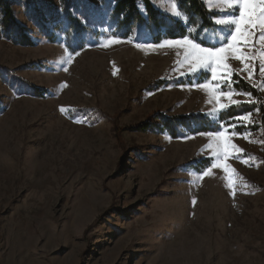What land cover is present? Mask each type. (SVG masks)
Returning a JSON list of instances; mask_svg holds the SVG:
<instances>
[{"label":"rangeland","instance_id":"rangeland-1","mask_svg":"<svg viewBox=\"0 0 264 264\" xmlns=\"http://www.w3.org/2000/svg\"><path fill=\"white\" fill-rule=\"evenodd\" d=\"M10 2L33 43L15 41L0 5V264H264V125L254 106L240 114L254 125L236 131L249 139L232 134L250 164L224 161L233 176L212 160L202 176L194 165L213 153L207 132L130 126L212 113L215 100L198 87L214 83L210 70L182 76L183 49L159 43L103 46L111 0ZM68 20L86 31L74 39ZM259 49H245L256 57L251 78L228 63L264 101Z\"/></svg>","mask_w":264,"mask_h":264},{"label":"snow or ice","instance_id":"snow-or-ice-1","mask_svg":"<svg viewBox=\"0 0 264 264\" xmlns=\"http://www.w3.org/2000/svg\"><path fill=\"white\" fill-rule=\"evenodd\" d=\"M152 2V0H149ZM103 4V0H101ZM116 0H111V4L115 5ZM202 4H206L208 15L212 17V23L219 29L222 35L209 37L208 30H204L203 37L199 35L202 25L191 27L192 17L179 8L180 0H158L157 7H161L162 11L167 16L172 17L183 23L186 34L183 36H176L173 38H164L157 46H168L183 49V62H187L190 71L182 73V76L195 75L201 69H208L211 72L212 81L214 83H201L198 87L203 88L212 99L215 100L216 107L212 113H206V116L213 117V123L221 114H225L230 108L239 109L245 103L254 104L255 101L249 99L248 101H238L231 99L234 94H243L251 97V92L236 93L234 85L238 80H233V69L230 68L228 61L236 59L241 62L244 69L248 72L249 78L254 75V68L252 61L256 57L246 52L247 48H254L257 43L260 45L259 49V72L261 83L264 84V0H201ZM137 7L141 14L147 19L146 6L143 0H137ZM75 15V13H73ZM124 13L120 14V19H124ZM82 24L85 27H93L89 25L87 17L82 18ZM111 35L103 41V46L107 47L114 43L122 42L119 33L115 29L108 30ZM162 36H167V32L158 33ZM209 46H203V45ZM218 45V46H217ZM76 55H79L77 52ZM72 51H68L66 55L67 64L73 62ZM64 71H68L65 67ZM168 77H162L167 79ZM244 77L241 76V79ZM179 79V77H175ZM227 86V91L221 89ZM223 97H229V103H221ZM61 112H67L68 109L61 107ZM192 115V114H188ZM264 119V118H262ZM233 120L235 123H233ZM255 121L251 118V113L247 115H240L237 117H230L223 123L217 124V128L224 127L225 124L230 127L226 131H209L207 133H199L211 138L212 143L208 147L213 148L211 157H205L211 163L215 160L216 163L212 167H219L226 172L231 171L235 176V169L231 165L224 162L229 158L240 160L241 163L250 164L249 159H243L246 155L243 149L232 143L233 135H240L245 139H249V133H236L239 127L250 128ZM170 138V137H166ZM181 139L187 138L185 135ZM223 157V160L221 159ZM211 174V168L205 166L202 170V176ZM235 180L229 178V188H233ZM234 194V193H233ZM195 203V200L193 201Z\"/></svg>","mask_w":264,"mask_h":264},{"label":"trees","instance_id":"trees-1","mask_svg":"<svg viewBox=\"0 0 264 264\" xmlns=\"http://www.w3.org/2000/svg\"><path fill=\"white\" fill-rule=\"evenodd\" d=\"M10 3V0H0L3 12V23L10 25L12 27L11 29H14L16 36L13 38L15 41L20 44L30 45L33 43V40L26 35L22 26L19 23H16ZM143 3L146 6L147 19L138 9L137 0H116L115 5H112V9L110 11L112 21L111 28L115 29L119 33L120 38H131L135 42L158 44L164 38H173L186 34L187 30L181 21L167 16L165 13L155 8L149 0H143ZM179 8L192 17L191 27L193 29L202 25L199 33L201 37H203L204 30L213 32L216 28V26L212 23L213 18L208 15L206 4H202L201 0H180ZM121 13L125 14L124 19L122 20L120 19ZM67 28H69L67 33L71 34L74 39L77 36L82 35V32L86 31V28L81 26L79 23H73L69 20ZM72 28L73 32H70V29ZM164 32H167V36L158 34ZM93 33L92 37L97 39L98 33ZM109 35H111V33H109ZM82 45L83 43L79 42L75 47H81ZM203 46L209 45L205 44ZM232 79L239 81L234 85L236 90L241 92H251V97L255 101L254 104H243L239 109L230 108L225 114H221L218 117L216 123H213V120H210L202 113H192V115L163 119L160 125L151 124L146 119L130 126V129L147 131L153 128H158L159 131H166L171 136H175L186 131L189 133L216 131L219 129L217 128V124L223 123L230 117H236L240 114L247 113L252 106H254V109H256L259 113L262 124L264 125V119H262L264 118V101L261 92L256 87L241 78L233 75ZM190 81L191 80L189 79L188 82ZM197 81H203V79L198 78ZM38 92L43 93L44 90ZM42 93L39 95H42ZM237 130L240 131L239 128H237L236 131ZM209 164V160L203 158L196 165H194V168L201 170Z\"/></svg>","mask_w":264,"mask_h":264},{"label":"bare ground","instance_id":"bare-ground-1","mask_svg":"<svg viewBox=\"0 0 264 264\" xmlns=\"http://www.w3.org/2000/svg\"><path fill=\"white\" fill-rule=\"evenodd\" d=\"M26 264V262H24ZM173 264V263H172Z\"/></svg>","mask_w":264,"mask_h":264}]
</instances>
